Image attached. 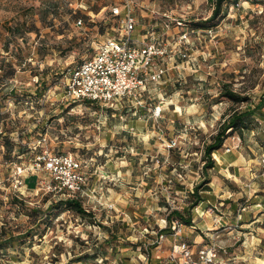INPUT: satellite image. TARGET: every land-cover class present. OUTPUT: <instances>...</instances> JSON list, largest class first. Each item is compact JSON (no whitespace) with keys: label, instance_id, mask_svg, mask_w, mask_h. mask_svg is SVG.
Wrapping results in <instances>:
<instances>
[{"label":"rangeland","instance_id":"obj_1","mask_svg":"<svg viewBox=\"0 0 264 264\" xmlns=\"http://www.w3.org/2000/svg\"><path fill=\"white\" fill-rule=\"evenodd\" d=\"M123 4L0 0V224L28 220L16 217L11 196L31 207L47 205L42 200L51 177L32 168L43 150L81 160L88 178L82 201L95 217L83 220L66 211L42 239L9 251L0 264H66L74 253L94 250L97 259L76 264H185L175 248L180 241L198 264V251L212 245L213 264H264V106L262 115L251 118L249 130L232 132L212 154L217 164V159L234 160L236 169H226L225 162L216 165L204 187L229 201L222 207L228 211L222 225L204 222L224 216L210 204L208 217L196 207L195 228L184 226L180 239L172 230L163 233L165 239L156 243L169 208H182L201 180L204 142L231 110L246 106L220 97L222 85L247 95L252 105L264 96V0H228L217 26L206 30L192 24L211 15L210 0H133V36L153 32L169 50L164 80L149 87L141 106L125 101L110 107L67 97L68 69L119 35L122 15H114L112 8ZM80 18L84 22L78 27ZM5 137L23 152L5 155ZM99 223L117 226L123 237L107 243ZM198 225L210 228L205 232L214 237L195 247L188 235L200 233Z\"/></svg>","mask_w":264,"mask_h":264},{"label":"built area","instance_id":"obj_2","mask_svg":"<svg viewBox=\"0 0 264 264\" xmlns=\"http://www.w3.org/2000/svg\"><path fill=\"white\" fill-rule=\"evenodd\" d=\"M123 1L122 9L112 8L114 15H122L119 35L107 38L98 45L90 58L68 69L64 82L67 97L110 107H116L125 101L141 106L143 94L151 85L161 83L165 78V58L169 57L165 42L160 40V35L154 36L153 32L146 33L144 38H135L133 33L137 20L133 14V0ZM82 24V19H78L76 25L80 27ZM185 38L186 33L181 35L180 39ZM156 109L155 114L159 115L162 109ZM226 151H230V148ZM32 168L49 173V191L67 192L68 196L85 192L87 173L83 171L81 160L71 153L53 154L43 150L36 157ZM170 227L172 235L180 239L184 224L178 219H173ZM164 239L165 234L159 233L156 243L159 244ZM175 248L185 264H198L192 259L191 249L185 241H180ZM215 258V245L198 251V260L202 264H213Z\"/></svg>","mask_w":264,"mask_h":264},{"label":"trees","instance_id":"obj_3","mask_svg":"<svg viewBox=\"0 0 264 264\" xmlns=\"http://www.w3.org/2000/svg\"><path fill=\"white\" fill-rule=\"evenodd\" d=\"M210 1L213 5L211 15L205 20L193 22L192 26L194 29L206 30L215 27L219 23V19L223 17L224 5L228 0ZM80 19H82V21L84 20L83 18ZM219 96L228 99L236 105L246 103V106L243 109L236 107L231 110L223 122H221L218 126L216 133L211 136V139L208 142H204L202 148L203 163L200 169L201 180L188 194V198L182 208L171 209L168 207L170 209L166 216L168 225L166 228L160 230L161 233H171V231L167 232V230L171 228L170 224L173 219H178L184 224V226L193 228L194 209L202 201L207 200L208 196L204 193L203 189L211 182L210 172L214 170L217 165L215 159L212 157V154L223 147L226 139L232 132L236 131L242 134L243 131L249 130L251 118H253L255 114L262 115L261 112L264 106V96H262L255 105H252L249 103V97L247 95L236 92L229 84L222 85ZM86 102L89 104L93 103L88 100ZM3 146L7 150L5 155L8 156H10L14 150H17L19 154L23 152L19 143L18 146H16V143L12 142L8 137H5ZM36 157L34 163L36 161ZM82 196L83 194L80 193L68 196L67 192L56 193L49 191V193L46 194L42 200L43 205L47 203L45 208H42L40 205L31 207L23 198H19L16 195L11 196L9 203L11 206L17 207L15 213L16 217L26 216L28 220L25 224H22L21 222L15 223L12 222L13 220L8 221L5 219V221L0 224V261L3 256L8 254L9 251L23 248L27 244L33 243L34 239H42L46 235L47 231L52 227L53 221L61 217V214L66 211L71 212L80 219H89L90 221H94L95 217L92 212L86 209L83 205ZM98 225L103 227V229L107 232L108 236L105 239L107 243L117 241L118 238L123 235L118 231L117 226L115 225L104 226L100 223ZM83 244L86 245L84 242ZM61 253L62 251H58L56 254L53 253L54 258H52V261L56 262L58 260V255ZM98 257V250H94L92 253H74L73 256L67 260L66 264H76L84 262L90 258L97 259Z\"/></svg>","mask_w":264,"mask_h":264},{"label":"crops","instance_id":"obj_4","mask_svg":"<svg viewBox=\"0 0 264 264\" xmlns=\"http://www.w3.org/2000/svg\"><path fill=\"white\" fill-rule=\"evenodd\" d=\"M218 161V164L217 165H222L224 162L226 165V169H230L232 170L233 172H235V168H232L234 167V160L230 159V160H226L224 159L223 161L217 159ZM223 169V167H221ZM210 187V186H209ZM204 193H208L209 195L211 194V197L215 198V203L211 204L210 202H208V200L206 201H202L198 206L197 208H202L204 211H206L207 209V205L210 204L212 206V208H215L216 210L220 211L221 215H224V216H220L219 218L221 220H219L218 215L212 217L211 219H206L205 220H208L210 221L209 223H207L206 221H204L207 225H211V226H215L217 224H221L222 225V220L224 219L223 217L227 218L228 217V211L224 209V212L222 211V207L225 203H229V201L227 200V198L225 196H223V194H221L220 192H218L217 190H214V189H209V188H206V189H203ZM231 206L235 205L234 203H230ZM221 207V208H218ZM220 209V210H219ZM207 212V211H206ZM197 213H199V211L197 210ZM227 213V214H226ZM208 214H210L209 212L205 213L206 217H208ZM165 223H167L166 221V217H165ZM200 224V223H199ZM168 225V223H167ZM204 225V224H203ZM167 227V226H166ZM198 228L197 229H200V233H196V234H192L191 236L188 235V237L190 238L189 240L192 241L193 243H195V247H200L198 244L202 243L203 241H205V243H208V242H211L214 237V234L211 233V232H205V231H211L209 230L210 228H205V229H208V230H203L200 226L198 225L197 226ZM193 228H195L193 226ZM214 229V227H213ZM171 231V228L169 230H167V232H170ZM193 233V232H192Z\"/></svg>","mask_w":264,"mask_h":264},{"label":"bare ground","instance_id":"obj_5","mask_svg":"<svg viewBox=\"0 0 264 264\" xmlns=\"http://www.w3.org/2000/svg\"><path fill=\"white\" fill-rule=\"evenodd\" d=\"M216 156V155H215ZM217 157V156H216Z\"/></svg>","mask_w":264,"mask_h":264}]
</instances>
